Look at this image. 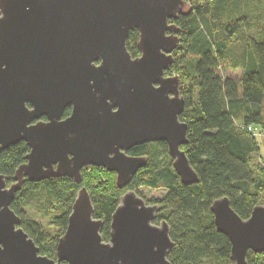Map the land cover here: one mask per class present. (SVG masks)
Masks as SVG:
<instances>
[{
    "label": "water",
    "instance_id": "obj_1",
    "mask_svg": "<svg viewBox=\"0 0 264 264\" xmlns=\"http://www.w3.org/2000/svg\"><path fill=\"white\" fill-rule=\"evenodd\" d=\"M185 9L183 0H0V153L21 142L29 149L12 183L0 175V264H170V228L153 223L159 206L135 191L119 198L104 242L103 221L80 188L55 259L40 255L10 205L25 182L78 185L87 167L115 174L121 190L148 162L127 152L156 143L166 145L182 185L198 184L181 150L188 127L179 121L180 80L166 76L179 47L180 29L170 22ZM132 31L136 58L126 48ZM209 210L234 264L264 253L263 205L247 220L226 198Z\"/></svg>",
    "mask_w": 264,
    "mask_h": 264
},
{
    "label": "trees",
    "instance_id": "obj_2",
    "mask_svg": "<svg viewBox=\"0 0 264 264\" xmlns=\"http://www.w3.org/2000/svg\"><path fill=\"white\" fill-rule=\"evenodd\" d=\"M183 1L184 13L170 22L180 29L179 47L166 76L175 74L180 80L185 107L179 121L188 127V143L181 150L198 184H181L163 143L128 152L146 156L148 162L121 190L116 187L115 174L95 167L81 171L78 185L67 178L25 182L10 209L21 219V229L40 255L55 259L57 240L66 229L80 188L90 196L94 218L103 221L100 234L107 242L119 198L128 191L140 196L136 190L145 187L166 191L156 201L140 197L147 205L159 206L153 223L164 220L170 228L174 243L167 255L170 264H234L230 244L216 232L209 209L215 200L226 198L234 213L247 220L256 206H264V162L255 159L257 139L246 131L253 127L264 135V0ZM137 40V31L130 32L126 48L132 58L139 56ZM238 71L242 72L240 79L227 74ZM28 153L22 142L0 153V175L8 184ZM106 176L113 177L112 185ZM29 207L58 233L51 235L24 215ZM247 263L264 264V253L248 252Z\"/></svg>",
    "mask_w": 264,
    "mask_h": 264
},
{
    "label": "rangeland",
    "instance_id": "obj_3",
    "mask_svg": "<svg viewBox=\"0 0 264 264\" xmlns=\"http://www.w3.org/2000/svg\"><path fill=\"white\" fill-rule=\"evenodd\" d=\"M193 1H197V0H193ZM223 70L220 69V72H222ZM224 73V72H223ZM229 74L231 77H237L235 74L232 73H227ZM175 75V74H174ZM173 74H170V76H174ZM168 76V75H167ZM176 76V75H175ZM258 142V139H257ZM106 182L108 183V185H112L113 183V177L112 176H106L105 177ZM141 197H143L147 202H151V201H156V200H160L161 198H163L166 194V191L162 188H158V189H150V188H145V187H141L138 188L136 190ZM24 215L28 216L30 219L38 222L40 224V226L43 228L44 231L50 233L51 235H55L58 233V229H56L50 221L47 220H43L40 219L38 217V215L35 213L34 209L32 208H27L24 211Z\"/></svg>",
    "mask_w": 264,
    "mask_h": 264
},
{
    "label": "crops",
    "instance_id": "obj_4",
    "mask_svg": "<svg viewBox=\"0 0 264 264\" xmlns=\"http://www.w3.org/2000/svg\"><path fill=\"white\" fill-rule=\"evenodd\" d=\"M237 77V79H240L241 76H242V72L241 71H238L236 74H235ZM258 142L256 140V143H257V147H258V153L255 155V159L257 160V162L259 161H262L264 162V137H258Z\"/></svg>",
    "mask_w": 264,
    "mask_h": 264
},
{
    "label": "built area",
    "instance_id": "obj_5",
    "mask_svg": "<svg viewBox=\"0 0 264 264\" xmlns=\"http://www.w3.org/2000/svg\"><path fill=\"white\" fill-rule=\"evenodd\" d=\"M247 133H249L254 139H257L258 137H264V135L260 134L258 130H256L253 127H247L246 128Z\"/></svg>",
    "mask_w": 264,
    "mask_h": 264
},
{
    "label": "flooded vegetation",
    "instance_id": "obj_6",
    "mask_svg": "<svg viewBox=\"0 0 264 264\" xmlns=\"http://www.w3.org/2000/svg\"><path fill=\"white\" fill-rule=\"evenodd\" d=\"M68 112V114L67 115H65V112ZM70 114H71V107H68V108H66L65 110H64V112H63V115H62V117H61V120H65V119H67L69 116H70ZM41 121H46L44 118H42L41 119ZM156 144H162V143H156ZM164 144V143H163ZM165 145V144H164ZM144 146V145H143ZM166 146V145H165ZM141 147V146H140ZM133 149V148H132ZM166 150H167V147H166ZM129 152V151H128ZM128 152H127V154H128ZM129 155V154H128ZM129 156H131V155H129ZM133 157H136V156H133ZM87 168H89V167H87ZM85 169V168H84Z\"/></svg>",
    "mask_w": 264,
    "mask_h": 264
}]
</instances>
